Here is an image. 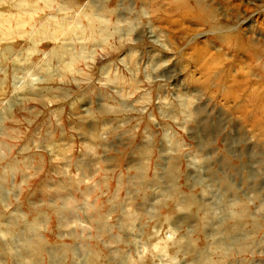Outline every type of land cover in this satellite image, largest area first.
<instances>
[{"label": "rangeland", "instance_id": "1", "mask_svg": "<svg viewBox=\"0 0 264 264\" xmlns=\"http://www.w3.org/2000/svg\"><path fill=\"white\" fill-rule=\"evenodd\" d=\"M182 1L0 0V264H264V0Z\"/></svg>", "mask_w": 264, "mask_h": 264}, {"label": "bare ground", "instance_id": "2", "mask_svg": "<svg viewBox=\"0 0 264 264\" xmlns=\"http://www.w3.org/2000/svg\"><path fill=\"white\" fill-rule=\"evenodd\" d=\"M172 7H173V5H172ZM174 8L175 9L180 8V13H179V16L177 17L176 24H180V23H183L184 21L189 20L188 22L195 21V22H199L200 25H203V24L209 25V27H210V25L220 26L216 22H214V18L212 17L213 12L210 10V8H207L204 4H202V1H200V0H183L179 4H174ZM193 9H198V10L202 11V13H203L202 16H199L197 14L195 15L196 12H193ZM171 17L169 15V13H167L166 19H168V22L172 23L173 19H171ZM166 22H167V20H166ZM174 24H175V21H174ZM239 38L240 37H238V41H239ZM239 46H241L240 43H239ZM245 55L248 56L250 61L253 60L254 56H255V55L250 54V53H246ZM198 56H201V55L198 54ZM197 61L200 64V66L202 67L201 70H203V72L206 75V82L205 83L209 84L208 82H210L211 71L213 68L217 67V66H215L216 65L215 60H210V57L208 56V58H206V59H203L202 57L201 58L197 57ZM242 74L244 77H247L246 72H243ZM218 80H220V78H216L217 82H218ZM246 81H248V79H243V80L239 81L238 84H235V82H233V80L230 79L227 82H229L230 85L231 84L236 85V87L238 88V91H242L245 88V86L248 85L246 83ZM262 86L263 87L261 90L255 89V88L253 89V91L250 90V93H249V101L250 102L255 103L257 101L255 99L258 97V93H261L264 90V85H262ZM238 97H239V95H238ZM248 107L249 106L243 107L244 109H242V113L246 114L249 117L248 121H251L255 125V127L262 126L263 120H261L262 119L261 115H264L263 105L262 104L259 105V103H258L257 106H255L256 111H252L251 108H248ZM263 138H264V136H263Z\"/></svg>", "mask_w": 264, "mask_h": 264}]
</instances>
